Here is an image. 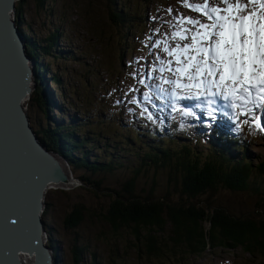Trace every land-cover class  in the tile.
<instances>
[{"label":"rangeland","instance_id":"374dc122","mask_svg":"<svg viewBox=\"0 0 264 264\" xmlns=\"http://www.w3.org/2000/svg\"><path fill=\"white\" fill-rule=\"evenodd\" d=\"M117 1L115 6L122 1L124 6L131 10V20L111 21L108 15L110 0H20V4L14 6L11 16L15 25L17 22L20 23L23 38L27 36L30 38L25 37L26 39L37 41L56 27L60 28L63 34L57 41L58 46L54 48L56 55L45 57L43 62L38 57L39 62L48 64L52 74L58 75L59 84L51 82L49 75H46L42 84L37 85L38 89L41 87L43 94L45 93V99L47 91L51 89L56 104L62 109L51 105L45 113L43 99L36 104L27 97L26 101L21 102L27 125L34 130L38 124H46L47 115L54 114L58 120L63 121L62 123H68V119L72 117L82 119L87 113L91 115L90 122L85 124L80 132L82 134L90 132L93 136L91 139L95 142L90 153L97 155L98 162L104 163L114 158L113 153L103 151L106 138H109L107 141L109 147L106 149L112 152L114 148L109 141L113 140V133L117 132V124L123 125L125 120L130 119L134 110L144 108L155 113L158 110L160 113L157 114L165 118H169L167 116L172 112L176 118L185 116L190 120L206 122L197 115L196 108H192L193 114L190 112V115H185L187 112L170 102L168 93L171 95L173 86L164 81L174 79L172 72L167 68L170 60L173 62L172 67H175V56L169 57L163 50L165 40L170 49L177 43L181 45L190 43V34L188 41L171 38V33L175 30L173 26L180 16L201 20L205 18L201 13L185 7L183 0ZM189 2L196 3L199 0ZM243 2L247 4L248 0ZM214 3H219V0L210 2ZM17 6L21 12L19 19L16 17ZM219 6L224 7L222 3ZM248 10H252L251 6ZM157 42H160L159 47L155 46ZM157 67H163L165 70L161 72ZM169 75L171 78H168ZM32 79L31 91L36 88L34 75ZM141 81L143 85L140 84ZM133 100L136 102L132 103ZM146 101L151 103V108H146L144 104ZM107 105H110V109ZM115 107L118 108V114L115 113ZM173 107L176 108L175 111ZM248 107L253 108L252 116L260 117L261 126L264 127V107L257 108L254 103ZM166 109H171L169 110L171 112H167ZM238 113L239 110H235V114H230L223 128L234 137L243 135L248 138L245 150L253 166L264 156V132L260 135L248 132L245 129L248 124L244 121L246 119L253 123L254 121L247 115L235 118ZM214 118L215 115L209 123H205L206 129L202 135L183 121L190 128L189 134L180 135L177 141H186L193 147L195 138L201 136L197 142L200 147L195 149H201L205 154H211L214 149L219 150L217 141L209 137L211 135L209 125L218 124L213 123ZM103 119H107L110 125H102ZM102 126H106L104 131H100ZM133 145L136 151L140 150L138 144ZM51 154L63 165L65 171L73 174L75 179L78 180L83 175L86 180L84 182L78 180L76 185L69 188L45 187L47 189L41 208V233L46 241L48 229L52 237L58 241L57 250L61 251L60 256L58 252L53 253L50 249V264H72L68 245L74 236L80 240V244H85L77 264H163L158 263L153 256L138 257L131 247L129 230L120 228L115 234L108 224L99 218L98 212L110 199L105 193L106 190L118 189L133 173L136 159L131 151H121L120 156H116V162L111 163L113 165L111 170H97L93 174L82 169H71L62 157L54 152ZM228 158L227 156V160ZM166 176L167 171L163 167H140L134 174L132 192L138 196H147L150 191L152 197L162 196L169 189L165 183ZM97 183L101 184L103 191L93 188ZM259 188L264 189V174L253 169L248 187L243 191L216 187L208 191L207 197L213 205L226 207L236 214H250L254 213L255 209L264 207V193ZM75 202L84 205L83 218L76 226L67 228L63 224V216ZM55 255L58 259L54 258ZM189 264L256 263H251L240 247L231 251L215 247L214 252L206 253Z\"/></svg>","mask_w":264,"mask_h":264},{"label":"trees","instance_id":"16d2710c","mask_svg":"<svg viewBox=\"0 0 264 264\" xmlns=\"http://www.w3.org/2000/svg\"><path fill=\"white\" fill-rule=\"evenodd\" d=\"M110 1L108 15L111 21L131 20V10L122 1L116 6L117 0ZM18 4L20 0L14 2V6ZM20 16L17 6L16 17L19 19ZM16 26L22 32L19 22ZM60 32V28L56 27L37 41L26 39L29 38L27 36L23 41L25 52L33 59L35 69L36 88H33L28 98L36 104L43 99L45 113L48 107L55 105L56 99L51 89L47 91L45 99V93L37 85L42 84L46 75H49L51 82L59 84L58 75L52 74L48 64L42 62L45 57L56 55V40L63 35ZM38 57L42 62L38 61ZM107 106L110 109V105ZM115 108L118 114V108ZM90 116L86 113L82 119L72 117L68 123H62L54 114L47 115L46 124H38L33 132L45 148L62 157L68 167L89 171L91 174L97 170H111V163L116 162V156H120L121 151L129 150L133 153L136 161L132 175L118 189L106 190L110 199L98 214L113 233L117 234L120 228L129 230L131 247L138 257L153 256L158 263L163 264H189L206 253L214 252L215 247H223L228 251L240 247L251 263L264 264V207L255 209L254 213L236 214L226 207L213 205L207 197L208 191L216 187L243 191L248 187L253 169L264 174V156L253 165L254 168L251 165L245 150L248 143L246 136L234 137L218 124L209 125V137L217 141L220 149L205 154L201 149H195L200 147L197 142L201 136L195 138L193 147L186 141H177L180 135L189 134L190 128L185 123L202 135L206 129L204 122L190 120L185 116L165 118L143 108L134 110L123 125L117 124V132L113 133V140L109 141L114 148L112 152L106 149L109 147V138H106L103 151L113 153L114 158L104 163L98 162L97 155L90 153L95 146L90 132H80L90 122ZM107 122V119H103L102 125H110ZM60 127L64 129L59 130ZM254 127L249 122L245 129L250 133L262 134V131ZM105 129L106 126H102L100 131ZM133 144H138L140 150L136 151ZM145 166L166 169L165 183L169 189L162 196L152 197L150 191L147 196H138L132 192L134 174L138 168ZM78 180L84 182L86 177L81 175ZM93 188L103 191L98 183ZM259 190L264 193V189ZM83 211L84 205L75 202L63 216L64 226H76L83 218ZM46 234L45 243L48 248L61 256V251L57 250L58 241L48 229ZM79 241L74 236L68 245L72 264L79 263L81 250L85 247ZM54 258L58 259L56 255Z\"/></svg>","mask_w":264,"mask_h":264},{"label":"snow or ice","instance_id":"6c2138e0","mask_svg":"<svg viewBox=\"0 0 264 264\" xmlns=\"http://www.w3.org/2000/svg\"><path fill=\"white\" fill-rule=\"evenodd\" d=\"M183 5L201 13L205 20L180 16L171 38L188 41L190 34V43H177L170 49L167 40L163 42L168 56H175V67L170 60L167 68L174 79L164 81L173 86L171 96L177 101L206 96L231 100L230 107L239 109L235 118L251 116L255 128L264 132L261 118L252 116L253 108L248 107L253 103L257 108L264 107V0H248L247 4L243 0H219L214 4L209 0H183ZM206 103L212 105L215 101L208 99Z\"/></svg>","mask_w":264,"mask_h":264},{"label":"water","instance_id":"95a60500","mask_svg":"<svg viewBox=\"0 0 264 264\" xmlns=\"http://www.w3.org/2000/svg\"><path fill=\"white\" fill-rule=\"evenodd\" d=\"M13 9L14 0H0V153L11 152L13 143L11 137L5 135V132L10 133L12 129L19 126L28 142L54 165L55 173L54 175L48 173V176L39 182L35 190L36 205L33 206L30 199L34 197V189L18 186L13 173L14 165L11 156L0 155V182L14 176L16 191L30 192L26 199H20L19 205L13 206V210L9 209L6 215L0 216V264H19L18 252L30 254L34 264H50V249L41 233V208L44 192L47 189L46 183L48 181L64 182L66 173L65 169H61L60 162L53 157L51 151L47 150L31 128H28L23 106L19 103L31 91L35 69L33 59L29 58L25 52L22 42L24 38L17 26L10 28L11 21L8 16ZM55 105L60 107L56 101ZM6 139L8 143L4 146ZM49 186L48 184L47 187ZM0 196L5 199V207H7L9 202L7 193L2 191Z\"/></svg>","mask_w":264,"mask_h":264},{"label":"bare ground","instance_id":"6f19581e","mask_svg":"<svg viewBox=\"0 0 264 264\" xmlns=\"http://www.w3.org/2000/svg\"><path fill=\"white\" fill-rule=\"evenodd\" d=\"M12 12L13 10L9 12L10 16H8V19H10L11 21L10 28H12L13 26H16L14 21H12L11 19ZM58 39L56 40V42L58 41ZM27 97L26 96L23 97L22 101L23 102L26 101L28 99ZM140 97L142 98L141 95ZM168 97L170 99V102L173 103L175 107H179L181 100L179 101L174 100L173 97L169 93H168ZM22 101L20 100L19 103L21 104ZM144 104L146 105V108H151V103L149 101H146ZM156 112L160 113L158 110ZM225 123H227V120L225 121ZM250 123L252 125L254 124L253 122H250ZM5 135H9L11 137V142L13 143L12 148H11V159L14 165L13 173L16 177L17 185L20 187H25V188L31 187L34 189V197H32L30 200L32 201V205L35 206L36 205L35 190L39 182L44 177L48 176L47 175L48 173H51L52 175H54L55 173L54 165H52L49 161H47L46 158L31 143L28 142V140L22 134V131L19 129V126L18 128L12 129L10 133L5 132ZM7 143L8 141L6 139L4 141V146H6ZM60 167L62 170H64L61 164H60ZM65 173H66V180L64 182L48 181L46 183V186L49 184L50 185L49 188L50 187L51 188H56V187H68L69 188V187L76 185L78 180L75 179L73 174L69 171H65ZM38 254L40 255L39 252ZM17 257L19 260V264H34L32 260V256L30 254H26L25 252H18Z\"/></svg>","mask_w":264,"mask_h":264},{"label":"flooded vegetation","instance_id":"af4514ba","mask_svg":"<svg viewBox=\"0 0 264 264\" xmlns=\"http://www.w3.org/2000/svg\"><path fill=\"white\" fill-rule=\"evenodd\" d=\"M0 155L11 156V152L0 153ZM15 186L16 183L14 176H11L7 181H3L0 183V194H2V191H5L9 198L8 205L7 207H5V199L0 196V216L6 215L8 213L7 210L12 209L13 206H15L18 202H20V199H26L30 195V192L28 190L25 191L19 190L17 192Z\"/></svg>","mask_w":264,"mask_h":264},{"label":"clouds","instance_id":"9594fccd","mask_svg":"<svg viewBox=\"0 0 264 264\" xmlns=\"http://www.w3.org/2000/svg\"><path fill=\"white\" fill-rule=\"evenodd\" d=\"M60 108V107H59ZM28 126V125H27ZM28 128H30L29 126H28ZM32 130V129H31ZM33 131V130H32ZM67 168V167H66Z\"/></svg>","mask_w":264,"mask_h":264}]
</instances>
